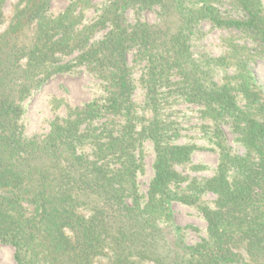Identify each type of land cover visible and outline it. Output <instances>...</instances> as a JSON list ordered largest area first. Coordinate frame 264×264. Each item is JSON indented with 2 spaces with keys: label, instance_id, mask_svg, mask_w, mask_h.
<instances>
[{
  "label": "trees",
  "instance_id": "obj_1",
  "mask_svg": "<svg viewBox=\"0 0 264 264\" xmlns=\"http://www.w3.org/2000/svg\"><path fill=\"white\" fill-rule=\"evenodd\" d=\"M51 1L17 0L6 15L0 0V244L18 264H264V100L249 68L264 53V0H70L57 15ZM154 8L156 23L127 22L128 10ZM89 10L95 17L86 22ZM201 22L236 31L259 50L232 41L222 56L193 60L190 40ZM141 63L153 117L137 128L132 74ZM219 66L234 68L220 84L211 78ZM81 67L101 82L103 97L66 106L45 135L26 137L24 101L53 75ZM172 98L197 106L212 128L219 152L210 178L190 181L176 169L200 147L167 137L176 129L161 125L157 111ZM223 122L243 155L225 144ZM146 140L155 158L141 196ZM209 193L212 206L203 199ZM171 200L202 214L205 237L184 241Z\"/></svg>",
  "mask_w": 264,
  "mask_h": 264
},
{
  "label": "rangeland",
  "instance_id": "obj_2",
  "mask_svg": "<svg viewBox=\"0 0 264 264\" xmlns=\"http://www.w3.org/2000/svg\"><path fill=\"white\" fill-rule=\"evenodd\" d=\"M17 0H6L4 4V13H10L12 5ZM70 0H52L50 2V13L57 15L62 12L68 5ZM97 6H102L106 0H92ZM221 10L229 9L227 5L220 6ZM158 9L143 11L139 14L133 13L132 10L126 12L128 23L135 21L154 24L157 22ZM234 17L240 14L234 11L228 12ZM95 17V12L89 10L85 13V21L89 22ZM0 27V31L3 30ZM237 44H245L254 53L258 51V47L248 39L240 35L236 31L222 30L213 28L208 22H201L195 28V34L190 40L192 59L201 63L208 59L217 58L226 53L230 42ZM132 54L128 55V64L134 65L132 62ZM143 63L136 64L133 69L132 78L134 81V90L132 100L136 104V113L138 115L137 128L147 124V120L153 117L149 107H145L146 91L141 86L139 79L142 74ZM213 68V67H211ZM250 71L253 75V82L258 91H261V97L264 100V53L256 56L249 63ZM234 73L233 67H216L213 68L211 78L215 83L220 84L227 77H231ZM101 82L89 74L84 67L76 69L71 73H59L50 77L42 86L32 92V94L24 101V114L22 124L26 137H39L45 135L49 130V123L55 117L64 118L66 116V106L82 107L84 104L93 99H101L103 91L100 87ZM164 92L165 89L159 90ZM54 103H57L56 106ZM238 104L244 105L243 100L239 97ZM199 108L190 105L181 99L173 98L165 103H160L157 111L158 119L163 124H171L175 133L168 132L167 137L174 144H195L199 149L193 152L188 163L177 167V171L187 176L189 180H203L213 176L218 163V147H216L209 137L212 136V128L208 122L200 119ZM104 120H100L101 123ZM115 123L121 124V120ZM206 125L208 127H205ZM210 127V128H209ZM219 128L222 131V137L225 144L231 151L237 155L245 153L244 148L237 140L236 134L232 131L229 123L223 122ZM212 142V143H210ZM89 151V148H86ZM139 154L137 153L136 156ZM155 158L154 148L150 141L142 142V153L139 155L140 169L137 172L136 182L139 194L146 195V190L150 179L153 176V162ZM194 166H201V169H193ZM186 184L181 185L184 188ZM203 199L212 206L215 196L206 194ZM168 208L172 216L173 223L181 227L184 241L187 244L197 243L206 235V223L202 214L192 206L182 204L176 200L169 201ZM13 248L9 245L0 244V264H18L13 257ZM105 258H99L96 264H104Z\"/></svg>",
  "mask_w": 264,
  "mask_h": 264
}]
</instances>
